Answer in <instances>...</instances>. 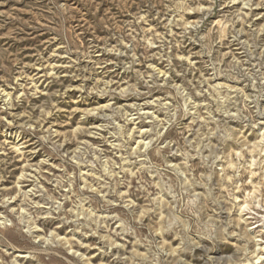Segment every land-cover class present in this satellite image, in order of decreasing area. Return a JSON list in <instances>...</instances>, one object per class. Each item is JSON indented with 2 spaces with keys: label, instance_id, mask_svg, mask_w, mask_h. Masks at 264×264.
<instances>
[{
  "label": "rangeland",
  "instance_id": "obj_1",
  "mask_svg": "<svg viewBox=\"0 0 264 264\" xmlns=\"http://www.w3.org/2000/svg\"><path fill=\"white\" fill-rule=\"evenodd\" d=\"M263 121L264 0H0V264H254Z\"/></svg>",
  "mask_w": 264,
  "mask_h": 264
},
{
  "label": "bare ground",
  "instance_id": "obj_2",
  "mask_svg": "<svg viewBox=\"0 0 264 264\" xmlns=\"http://www.w3.org/2000/svg\"><path fill=\"white\" fill-rule=\"evenodd\" d=\"M260 124V134H261V138H263L264 136V121L263 122H259ZM249 209V207L247 206V204H245L242 209L240 211L243 210H247ZM255 249H254V264H264V255L261 253L262 250V246H261V241L259 239H255Z\"/></svg>",
  "mask_w": 264,
  "mask_h": 264
}]
</instances>
